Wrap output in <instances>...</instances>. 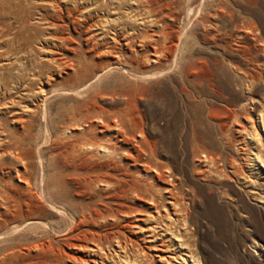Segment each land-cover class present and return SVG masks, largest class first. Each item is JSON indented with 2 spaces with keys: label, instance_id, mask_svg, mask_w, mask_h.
Masks as SVG:
<instances>
[{
  "label": "rangeland",
  "instance_id": "374dc122",
  "mask_svg": "<svg viewBox=\"0 0 264 264\" xmlns=\"http://www.w3.org/2000/svg\"><path fill=\"white\" fill-rule=\"evenodd\" d=\"M263 105L264 0H0V264L57 262L47 239L100 202L101 176L176 183L182 208L157 219L109 191L126 212L105 264H161L169 228L197 264H264V130L237 133Z\"/></svg>",
  "mask_w": 264,
  "mask_h": 264
},
{
  "label": "bare ground",
  "instance_id": "6f19581e",
  "mask_svg": "<svg viewBox=\"0 0 264 264\" xmlns=\"http://www.w3.org/2000/svg\"><path fill=\"white\" fill-rule=\"evenodd\" d=\"M177 46V44H176ZM103 71V70H102ZM100 74H95L93 76V78H97L99 77ZM94 81H96L94 79ZM93 84V83H91ZM90 88V87H89ZM254 101V100H253ZM249 102V101H248ZM242 105V104H241ZM243 106V105H242ZM264 106V105H263ZM245 107V106H244ZM241 108V107H239ZM243 108V107H242ZM241 108V109H242ZM250 107H248L249 109ZM243 110V109H242ZM240 111V110H239ZM250 111H252L251 114H248L247 117L245 118L246 120H248L249 125L246 126H241L240 129H238L237 133L239 135H241L240 137H242V141L241 143L245 146H248L249 143H252L254 145H256L258 142H261V136L259 134L258 131V127L259 124H261L263 130H264V110H258L257 113H255V111L253 110V108L250 109ZM254 111V112H253ZM244 112V111H243ZM236 113V112H235ZM245 113V112H244ZM237 114V113H236ZM235 115V114H234ZM239 115V113H238ZM243 115H241L242 117ZM246 116V115H245ZM236 120V119H235ZM243 122V121H242ZM237 123V122H236ZM227 125V124H226ZM234 125V124H233ZM238 125V124H237ZM240 126V125H239ZM258 126V127H257ZM230 130V127L228 128ZM232 129V128H231ZM234 132V131H233ZM238 135V136H239ZM227 138V137H226ZM229 140H232L231 138ZM240 141V140H237ZM236 141V142H237ZM228 142V140H227ZM240 143V142H239ZM240 143V144H241ZM229 144V143H228ZM226 146V145H225ZM264 146V145H262ZM230 147V146H229ZM251 147V146H250ZM260 147V145H259ZM85 150H92L93 148L91 146H86L84 147ZM106 148L101 146V148L99 150L103 151ZM258 149V148H255ZM107 150V149H106ZM105 150V151H106ZM241 150V149H240ZM249 150V149H248ZM260 150V149H259ZM259 150L254 154V161L256 162V164H260V166L262 167V173H263V179H264V157L261 156V154L259 153ZM205 151V150H204ZM241 151H239L240 153ZM248 152V151H247ZM211 151L209 152L210 155ZM213 154V153H212ZM245 154V153H244ZM247 154V153H246ZM215 155V154H214ZM221 155V154H220ZM204 156V155H202ZM209 157V156H208ZM217 157H215L216 159ZM252 158V157H251ZM247 159V158H246ZM205 160V159H203ZM209 160V158H208ZM211 160V159H210ZM245 160V159H244ZM202 161V159H201ZM217 161V160H216ZM205 162V161H204ZM210 162V161H209ZM207 162V163H209ZM215 162V160H214ZM205 163V164H207ZM212 163V162H210ZM215 164V163H213ZM223 164V163H222ZM218 165V164H217ZM206 166V165H205ZM210 166V165H209ZM215 166V165H214ZM217 168V167H216ZM209 169V168H208ZM210 170H207V172ZM205 173V172H204ZM146 177H148V175H146ZM152 179L154 178V176L151 177ZM158 180H160V175H157L156 177ZM163 178V177H162ZM42 179V178H41ZM93 184V186L96 188V190L98 191V195L99 197L97 198V200H100V202L98 203H91L89 205H84L83 208L80 209V211L78 212V217L77 219H72V224L69 227H65L64 230L62 232H64V236H62L61 238L57 237L58 235L61 236L60 234H58L56 237H54L53 239H47V242L52 245V243H55L58 247V251H59V255L60 258L59 260H57V262H53V264H105V257L101 256L99 254V252H102L101 250L103 249L102 246L104 244L107 243H111L113 239H118L119 240V235L121 233V229H122V225L120 224V220L121 218H119V214L126 212V210L121 209V203L119 204H115V203H111L108 202V200H113L112 197L113 196H109L106 195L107 193H109V191L116 190L115 192H117L116 195V199H124L127 195L129 194H135V195H143L146 200L145 202L148 204V206L150 208H154L156 213H157V219L161 218V211L164 212V215H168V209H172L174 210L175 207H179V199L180 197L176 195V191H177V185L176 183L172 184L171 188H158L157 189V193L154 194L152 192H149L151 190V188H153L152 186H148V184H146L144 182L143 179L140 178H121V179H115L114 181H111L110 179H108L105 176H101V177H95L93 179H91L90 185ZM144 185L145 189L144 191L147 193L149 192V195H146L145 193H143L141 190H139L137 187ZM153 185V184H152ZM79 188V187H78ZM81 188V187H80ZM94 188V189H95ZM42 190V189H41ZM74 194L79 197L78 193H77V187L73 190ZM168 193V197L170 198L167 199L164 196V193ZM187 193V192H186ZM185 193V194H186ZM43 194V193H42ZM45 195V194H44ZM112 195V194H111ZM119 195V196H118ZM74 196V195H73ZM103 196V198H102ZM184 196V195H183ZM179 197V198H178ZM114 198V199H115ZM187 198V197H186ZM140 199V198H139ZM165 199V200H164ZM182 199V197H181ZM192 199V198H190ZM51 200V199H50ZM49 200V201H50ZM136 200V199H135ZM52 202V201H51ZM96 202V201H95ZM114 202V201H113ZM134 202V201H133ZM181 202V200H180ZM48 203V202H47ZM189 203V202H188ZM55 204V203H54ZM124 204V203H123ZM181 204V203H180ZM113 205L115 206L114 208ZM135 205V204H134ZM118 208H117V207ZM130 206V205H128ZM185 206V205H184ZM188 206V205H187ZM186 206V207H187ZM110 207V208H109ZM133 207V206H132ZM183 207V206H182ZM130 207H127L126 209H128ZM135 208V207H134ZM189 208V207H188ZM180 209V207H179ZM182 209V208H181ZM180 209V211H181ZM186 209V208H185ZM59 213L60 211H62V209L58 208ZM131 210V209H130ZM178 210V209H177ZM176 210V211H177ZM189 210V209H188ZM77 211V210H76ZM133 212V211H132ZM178 212V211H177ZM186 212V210H185ZM63 213V211H62ZM67 213V212H66ZM75 213V211H74ZM61 214V213H60ZM176 214V212H175ZM174 214V215H175ZM184 214V212L182 213ZM186 214V213H185ZM62 215V214H61ZM131 215V213H130ZM180 215V214H179ZM126 216V215H124ZM183 216V215H182ZM188 216V215H187ZM64 217V216H63ZM74 217V216H73ZM68 218V217H67ZM72 218V217H71ZM172 218V217H171ZM170 218V220H172ZM178 218V217H177ZM185 218V216H184ZM66 219V218H65ZM163 219V218H161ZM189 221V218H187ZM29 220H32V218H30ZM35 220V219H33ZM174 220V219H173ZM176 220V219H175ZM179 220V219H178ZM114 223H112V222ZM187 221V223H188ZM33 222V221H32ZM67 222V221H66ZM186 223V221H184ZM160 223V222H159ZM163 223V222H162ZM174 223V222H172ZM186 223V225H187ZM41 224V223H40ZM43 224V222H42ZM164 224V223H163ZM39 225V224H38ZM48 225V224H47ZM170 225V223H169ZM44 226V225H42ZM46 226V225H45ZM53 226V225H52ZM125 227H137L138 225L134 222V221H129L126 222L124 224ZM173 226V225H172ZM177 226V225H176ZM179 226V225H178ZM182 226V225H181ZM159 227V226H158ZM157 227V228H158ZM165 227V226H164ZM186 227V226H185ZM163 228V227H162ZM161 228V230H162ZM167 228V227H166ZM179 228V227H178ZM183 228V227H182ZM170 229V228H169ZM168 229V230H169ZM173 229V228H172ZM153 231L156 229H152ZM167 230V229H166ZM167 230L166 234L164 235V237L161 238V245L165 246V247H169L170 248V254L167 256H164L162 254H157L155 255V257H157V261L161 262V264H197L198 262L195 260L196 258H194V256L192 255L191 250L188 247V243H185V238L182 237L183 239V243H178V245H175V243H173V239H178L179 237L177 235H174V232L171 231L170 232ZM56 231V230H55ZM159 231V230H158ZM61 232V233H62ZM183 232V231H182ZM186 232V231H185ZM189 232V231H188ZM184 233V232H183ZM187 233V232H186ZM125 234V233H124ZM157 234V233H155ZM163 234V233H162ZM44 235V234H43ZM45 235H46V231H45ZM123 235V234H122ZM187 235V234H186ZM47 236V235H46ZM159 236V235H158ZM156 236V237H158ZM176 236L178 238H176ZM185 236V234L183 235ZM189 236V235H188ZM161 237V236H160ZM186 237V236H185ZM53 240V242H52ZM117 240V241H118ZM126 241V240H125ZM129 244H131V242H133L131 239H129ZM178 241V240H177ZM180 241H181V237H180ZM116 242V241H115ZM122 242V241H121ZM192 243V241H190ZM113 244V243H112ZM133 244V243H132ZM110 246H112L111 244H109ZM49 246V245H48ZM119 246V244H118ZM192 246V245H191ZM94 247V248H91ZM104 247V246H103ZM151 246H148L147 248H149ZM121 248V247H119ZM125 248V247H124ZM191 248V247H190ZM153 249V248H150ZM194 249V247H193ZM164 252V249H161ZM194 251V250H193ZM92 252V253H90ZM115 252V251H113ZM140 252L142 254H144L146 251L143 249V247L140 248ZM83 253H89L86 257H84ZM116 253V252H115ZM99 255V256H98ZM103 255V254H102ZM149 258L151 257L152 259H154V255L152 253H149ZM93 256H97V258H93ZM144 256V255H143ZM147 257V256H146ZM146 257H143L144 259ZM148 258V259H149ZM121 259V258H120ZM127 259V258H126ZM124 260V259H123ZM126 261V260H125ZM151 261V260H149ZM143 262V261H142ZM148 262V261H147ZM141 263V262H140ZM125 264H139L138 262H136L135 260H131L130 262ZM150 264V263H149ZM156 264V262H155ZM200 264V262H199Z\"/></svg>",
  "mask_w": 264,
  "mask_h": 264
}]
</instances>
